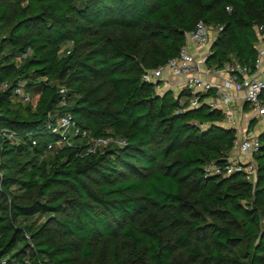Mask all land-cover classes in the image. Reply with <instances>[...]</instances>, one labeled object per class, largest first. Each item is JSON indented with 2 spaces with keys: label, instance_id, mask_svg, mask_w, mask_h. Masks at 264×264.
Instances as JSON below:
<instances>
[{
  "label": "trees",
  "instance_id": "trees-1",
  "mask_svg": "<svg viewBox=\"0 0 264 264\" xmlns=\"http://www.w3.org/2000/svg\"><path fill=\"white\" fill-rule=\"evenodd\" d=\"M199 20L220 27L207 68L253 66L264 0H0V264H264V130L253 183L206 175L236 130L142 79ZM63 113L125 145L86 154L77 135L48 150Z\"/></svg>",
  "mask_w": 264,
  "mask_h": 264
},
{
  "label": "built area",
  "instance_id": "built-area-1",
  "mask_svg": "<svg viewBox=\"0 0 264 264\" xmlns=\"http://www.w3.org/2000/svg\"><path fill=\"white\" fill-rule=\"evenodd\" d=\"M229 10V7H226ZM261 26L258 30H261ZM219 26L207 25L202 20L197 21L194 28L187 34L186 43L179 49L178 55L168 59L163 65L154 69L146 70L142 79L146 82L156 84L157 93L164 91L160 83L165 76L178 78L181 84V91H188L187 107L193 108L200 105L203 99L210 109H219L224 115L222 124L236 130V138L233 142V149L237 150L243 157V161L227 160L225 165L209 163L205 166L206 175L227 176L235 172L244 173L245 179L254 182L256 176V165L253 156L260 149L258 135L250 132L249 128L241 130L238 126V114L235 108V101L239 99L248 105L250 109L249 121L264 120V67H262V57L264 48L260 46L261 39L257 43V56L252 67L242 65L237 61H227L221 67L210 68L214 76L224 75L220 81H212L200 76V71L205 65V60L209 53L197 54L199 49L210 47V43L219 32ZM207 68V67H206ZM208 69V68H207ZM5 87V85H3ZM208 92L211 95L203 97ZM60 105L66 106L65 89L60 88ZM14 96L19 102H31V96L24 91L23 84L18 83L14 88ZM52 118V115L50 116ZM51 133L58 135L55 144H48L47 149L53 146L69 145L70 136L80 135L87 139L85 153L95 152L97 149L109 145L123 146L125 141L118 137L90 136L86 131L80 130L76 126L69 113L55 115L53 122L48 123ZM2 134L9 139H13V133L3 130Z\"/></svg>",
  "mask_w": 264,
  "mask_h": 264
},
{
  "label": "crops",
  "instance_id": "crops-1",
  "mask_svg": "<svg viewBox=\"0 0 264 264\" xmlns=\"http://www.w3.org/2000/svg\"><path fill=\"white\" fill-rule=\"evenodd\" d=\"M260 46L262 48H264V39L261 41ZM257 47V45H256ZM258 48V47H257ZM209 50V47H206L204 49H199L197 52V54H204L207 53ZM262 67H264V55L262 57ZM200 76L212 80V81H216V82H220L222 81L225 76L224 75H220V76H214L211 72H210V68H206V66H203L201 71H200ZM178 78L173 77V76H165L163 78V83H164V89L163 91L166 90H171L173 92L176 91V93H174V95H178V93L181 91V84L178 82ZM235 108L237 110V114L239 116V124L238 126H242V127H248L250 125V121H249V117H250V109L248 107L247 104L242 103V101H240L239 99H237L235 101ZM245 124V126L243 125ZM259 125V128H257L256 126ZM264 130V120H258L256 121L252 128L250 129V132L254 133V134H259L260 132H262ZM231 151H233V153H231ZM229 154H228V160H234V161H243V157L242 155H240V153L235 150L232 149Z\"/></svg>",
  "mask_w": 264,
  "mask_h": 264
},
{
  "label": "rangeland",
  "instance_id": "rangeland-1",
  "mask_svg": "<svg viewBox=\"0 0 264 264\" xmlns=\"http://www.w3.org/2000/svg\"><path fill=\"white\" fill-rule=\"evenodd\" d=\"M67 46H68V44H63L62 47H61V51H64V49ZM160 85H161V89H164V83L161 82ZM159 93H161V92H159ZM174 93H176V91ZM30 96H31V101H32L31 103L34 104L36 102L37 94L33 92ZM239 121H240V119H239V116H238V123H239ZM243 125L245 126V124H243ZM256 127L259 128V125H257ZM239 128L241 130H246L248 127L240 126ZM231 153H233V151H231Z\"/></svg>",
  "mask_w": 264,
  "mask_h": 264
}]
</instances>
